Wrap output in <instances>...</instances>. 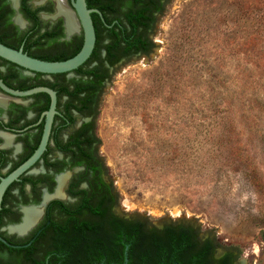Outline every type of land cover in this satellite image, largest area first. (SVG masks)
Masks as SVG:
<instances>
[{
	"label": "rangeland",
	"instance_id": "obj_1",
	"mask_svg": "<svg viewBox=\"0 0 264 264\" xmlns=\"http://www.w3.org/2000/svg\"><path fill=\"white\" fill-rule=\"evenodd\" d=\"M151 37L98 109L117 210L264 264V0H169Z\"/></svg>",
	"mask_w": 264,
	"mask_h": 264
},
{
	"label": "flooded vegetation",
	"instance_id": "obj_2",
	"mask_svg": "<svg viewBox=\"0 0 264 264\" xmlns=\"http://www.w3.org/2000/svg\"><path fill=\"white\" fill-rule=\"evenodd\" d=\"M6 1L9 3L8 10L0 7L1 40L9 47L23 48L25 52L29 41L33 40L28 36V32L33 30L32 26L30 27L31 21L22 11L23 0ZM15 1L19 2L18 9L15 7ZM27 1L33 7L40 8V30H53L48 33L47 43L38 45L37 54L44 55L45 49L56 50L59 45L51 44L52 39L70 41L75 45L77 40L84 36L72 0H63L78 23V30L70 36L66 17L57 14V0ZM86 1L88 8L101 11L99 6L90 5L91 0ZM95 13L97 12H92L93 21ZM19 14L22 15L23 21ZM152 14L155 22L154 28L149 30V39L153 41L151 32L161 14L158 10ZM107 15L114 17L115 14L111 11ZM100 16L105 18L103 12ZM115 20L117 19L114 18ZM22 22L26 24L21 25ZM108 41L106 38L104 43ZM106 53L107 49L103 50L102 54ZM135 54L145 52L139 51ZM131 56L133 55L121 57L116 64L110 66V73L117 64ZM75 70L55 77L53 74H39L28 70L0 57V78L9 88L26 91L37 86H48L57 92V112L46 149L7 186L3 195L0 237L7 243L0 240V264L140 263L139 256L127 251L129 245L121 255L111 251L103 260L95 256L96 249L100 247V239L115 243L117 221H124L121 224L130 221H141L147 225L148 223L140 218L121 215L117 210L120 204L119 193L110 185L113 181L108 177L105 160L100 154L94 123L97 105L101 100L100 93L90 92L89 99L92 100L87 105H84V101L76 99L75 104L78 106H70L69 94L65 91L73 78L81 77ZM55 79L59 81L60 88L48 84V81ZM108 81L106 79L102 82L104 89ZM70 87H74V84L71 83ZM50 105L51 97L47 93L17 96L0 86V183L24 165L39 148L47 121L46 112ZM101 179L104 184L111 186L110 194L113 197L102 187ZM167 225L192 228L195 248L188 251L187 256L193 264H247V261L239 256L240 251L231 249L230 246H222L217 239L203 235L199 227L170 222L158 228L163 229ZM22 226H25V229H21Z\"/></svg>",
	"mask_w": 264,
	"mask_h": 264
},
{
	"label": "trees",
	"instance_id": "obj_3",
	"mask_svg": "<svg viewBox=\"0 0 264 264\" xmlns=\"http://www.w3.org/2000/svg\"><path fill=\"white\" fill-rule=\"evenodd\" d=\"M169 0H91L90 5L99 6L103 12L102 18L99 14H94V24L96 28L97 41L91 57L82 66L75 70L80 75V79L73 78L68 88L70 106H78L75 104L76 99L84 101L87 105L92 99H89L90 92L97 93L100 97L104 93V82L106 79H111L110 66L116 64L121 57L125 55H134L139 51L148 54L152 51L154 42L149 39L150 29L154 28L155 17L153 12L156 10L163 14ZM6 0H0V7L3 10L7 9ZM22 11L30 19L33 30L28 32V36L32 41H29L27 52L29 55L48 61L66 60L76 55L82 48L84 36H81L75 45L69 42H61L56 38L52 39L51 44L59 45L55 50H44V55H39L38 45L45 44L48 41V33L51 31L42 32V20L39 17L40 8L33 7L27 0H23ZM116 5V6H115ZM114 11V17L107 15L108 12ZM105 13V14H104ZM114 18L117 20L114 21ZM110 25V26H109ZM106 38L109 40L104 43ZM81 39V40H80ZM0 41L1 40L0 37ZM4 43V42H3ZM38 47V48H37ZM107 49L105 55L103 50ZM43 51V50H42ZM57 51V52H56ZM54 52L53 55H50ZM95 63V64H94ZM93 64V65H92ZM108 64V65H106ZM39 74H42L39 72ZM66 73H57L53 76L65 75ZM85 77V78H84ZM73 83L74 87H70ZM54 88H60V83L55 79L48 81ZM81 94H84L83 96ZM83 105V104H82ZM100 102L97 105L95 112L96 124L98 109ZM81 107V105H80ZM79 110H82L79 108ZM96 126V125H95ZM99 144L100 140L98 139ZM102 180V179H101ZM108 194L111 189H115L113 182L109 186L104 184ZM111 197L112 194H110ZM119 198V197H118ZM124 222V221H122ZM117 221L115 225V238L112 243L110 240L100 239V247L96 249L95 256L99 260H103L109 252L116 251V254H123L127 245L129 251L134 256H139V264H193L188 258V251L195 248L193 240L192 228L177 225H167L163 229L157 226H151L141 221H130L126 224ZM200 230V229H199ZM209 248V247H208ZM241 256V251L239 252ZM224 259H222L223 261Z\"/></svg>",
	"mask_w": 264,
	"mask_h": 264
},
{
	"label": "water",
	"instance_id": "obj_4",
	"mask_svg": "<svg viewBox=\"0 0 264 264\" xmlns=\"http://www.w3.org/2000/svg\"><path fill=\"white\" fill-rule=\"evenodd\" d=\"M72 3L78 14V18H79L78 21H80L79 24H81L82 29L84 31V43L82 48L76 55L66 60L48 61L30 56L29 54L24 52L23 48L15 49L5 45L0 41V57L5 58L11 62H14L28 70L40 72L44 74L66 73L78 69L91 57L97 41L96 28L92 18V12H97L100 15H102V12L99 9L88 8L86 0H72ZM15 7L17 9L19 8L18 1H15ZM19 17L22 21L24 20L22 15L19 14ZM25 24L26 22L21 23V25H25ZM70 35L71 34H69V36ZM0 86L6 91H9L17 96H30L35 93L44 92L49 94L51 97L50 109L46 112L47 121L45 125V131L39 148L37 149L35 154L24 165H22L19 169H17L14 173H12L10 176L5 178L0 183V210H1V206H2L1 203L7 186L13 180H15L28 166L34 163L46 149L47 141L49 139L54 121V115L57 112L56 110L57 92L48 86H37L26 91L13 90L8 86H6L1 80V78H0ZM0 240L7 243V241L2 237H0Z\"/></svg>",
	"mask_w": 264,
	"mask_h": 264
},
{
	"label": "bare ground",
	"instance_id": "obj_5",
	"mask_svg": "<svg viewBox=\"0 0 264 264\" xmlns=\"http://www.w3.org/2000/svg\"><path fill=\"white\" fill-rule=\"evenodd\" d=\"M57 4H58L57 14L64 15L66 17L67 19L66 24L69 34H72L73 32L77 31L78 23L76 21L77 19H75L76 17H74L75 15L65 6L63 0H57ZM25 226L28 227L29 225H25ZM25 226H22L21 229L23 228L25 229Z\"/></svg>",
	"mask_w": 264,
	"mask_h": 264
}]
</instances>
